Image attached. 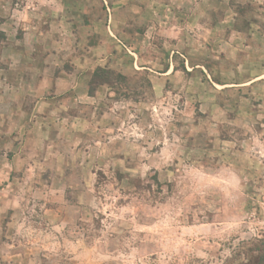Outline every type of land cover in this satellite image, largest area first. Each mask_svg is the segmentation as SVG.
Wrapping results in <instances>:
<instances>
[{
	"label": "rangeland",
	"instance_id": "obj_1",
	"mask_svg": "<svg viewBox=\"0 0 264 264\" xmlns=\"http://www.w3.org/2000/svg\"><path fill=\"white\" fill-rule=\"evenodd\" d=\"M0 264H264V0H0Z\"/></svg>",
	"mask_w": 264,
	"mask_h": 264
}]
</instances>
